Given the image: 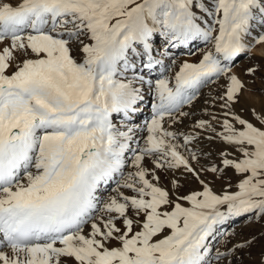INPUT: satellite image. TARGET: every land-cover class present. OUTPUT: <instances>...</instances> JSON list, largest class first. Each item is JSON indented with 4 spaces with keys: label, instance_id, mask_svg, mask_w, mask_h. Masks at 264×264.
I'll use <instances>...</instances> for the list:
<instances>
[{
    "label": "snow or ice",
    "instance_id": "snow-or-ice-1",
    "mask_svg": "<svg viewBox=\"0 0 264 264\" xmlns=\"http://www.w3.org/2000/svg\"><path fill=\"white\" fill-rule=\"evenodd\" d=\"M195 41L210 47L174 83L146 79ZM259 44L264 0H0V264H212L249 246L213 256L211 241L233 218L264 219V109L236 111L247 85L232 72ZM260 67L246 69L253 83ZM221 78L219 114L206 107L187 133L165 127ZM198 137L232 151L201 163L212 154L189 147ZM229 168L238 190L217 194L205 177ZM177 173L202 190L181 194Z\"/></svg>",
    "mask_w": 264,
    "mask_h": 264
},
{
    "label": "rangeland",
    "instance_id": "rangeland-1",
    "mask_svg": "<svg viewBox=\"0 0 264 264\" xmlns=\"http://www.w3.org/2000/svg\"><path fill=\"white\" fill-rule=\"evenodd\" d=\"M11 2L15 3L16 0H11ZM207 2V0H206ZM211 19V18H210ZM162 42V38L160 37L157 44L160 45ZM3 45H0L2 47ZM210 47V45H206L204 41H195L191 45V47L184 48L185 50H179L172 52L173 54H169L165 58L167 60H171L178 55H181L183 61H187L188 59L192 60V63L197 62L200 58L199 52H202L206 49V47ZM205 48V49H204ZM187 49V50H186ZM200 49V50H199ZM162 50V49H161ZM173 49L170 48L169 51ZM251 53L253 58L248 59L245 55H241L236 62L232 66V72L238 75L241 80H243L247 87L245 89L244 95L241 98V104L235 105L236 111H240L242 107L245 109L247 108V103L245 101L247 100L248 103H250L252 106L255 107L257 112H260L262 109H264V93L259 91L260 89L264 88V79H261L262 76H264V60L259 59L261 55H264V44L255 45L251 49ZM74 55H77L79 58L78 50L74 52ZM174 55H177L174 57ZM179 57V56H178ZM242 57V58H241ZM188 58V59H187ZM246 58V59H245ZM243 62H240V61ZM246 60V61H245ZM238 62H240L238 64ZM257 62L260 63L261 67L256 73L255 82L253 83V78L250 76H247L245 74L246 69L250 66H253ZM166 63V62H165ZM163 61V64H165ZM168 65V68L171 67V63H166ZM165 64V65H166ZM10 69L9 71H11ZM168 70H163L162 73L167 72ZM150 77H155L153 75H150ZM154 83V82H153ZM225 83V80L223 78L216 80L214 83H209L205 86H203L199 94L206 90L208 91L205 95L207 101V104L205 101L198 102V108L200 109L199 113L191 120L186 119V117H179L178 115L174 114V118H168L165 117V127L170 131H175L177 133H187L190 131H193L192 124L195 119L197 118H207L206 115H204L203 110L208 107L210 111L219 114V107L218 105L216 107H211L213 98L220 92H222V85ZM209 94V95H208ZM208 95V96H207ZM148 101L151 100V97L149 96L147 98ZM210 102V103H209ZM200 105V106H199ZM144 107L151 108L150 103H145ZM185 106L182 108V111L187 112L185 109ZM187 109V107H186ZM147 114V119H150L151 113L149 110L145 112ZM242 115H244L246 118L253 120L255 123V120L249 114L246 110L241 112ZM139 123V122H138ZM135 124L136 121H135ZM217 130H220V125L216 124ZM177 143L182 144L183 138L182 136L179 138ZM135 147V145H133ZM189 147H192L195 149H202L204 152H211V157L201 156V163H205L206 161H211L213 163H216L217 165L220 164L221 157L219 153L223 150H227L229 152L232 151L230 146L224 144L219 139H215L212 142H209L205 139L197 138V141L194 142L192 145H189ZM182 152H184L185 155H188L186 151H184L183 148L180 149ZM130 161V158H129ZM148 162L150 163V158L148 159ZM194 167H199V165L192 161ZM127 169V167H126ZM125 169V170H126ZM162 177V184L165 187H171V185L168 183V179H164V173L160 172ZM169 175V179L171 178V174ZM177 177L180 179L182 188L180 189L181 194H187L190 191L193 190H202L201 185L193 179L191 176H189L188 179H184L179 175V173L176 174ZM206 180L210 181V186L212 187L213 191H215L217 194H222L224 191H236L238 190L236 185L238 184L239 180L241 179V176L234 172L232 169H226L223 173V176L219 173H209L205 177ZM113 184L111 183L110 186L107 187V190L104 192V194H108L114 189ZM231 184V188L228 187V185ZM126 193L128 190H124ZM106 198V197H104ZM187 206V205H185ZM239 228V229H238ZM221 232H227L229 235L224 236L218 233L216 237L211 241L212 244V255L215 256V249L219 248L220 251H226L228 248L232 247L234 244L241 243L245 240H252V243L243 248V249H237L232 255L237 254L239 259H237L233 264H258L260 260V254L262 251H264V219L257 220L254 217H237L234 219V221H228L224 225L221 226ZM234 233V234H233ZM255 237L253 240L252 238ZM229 255L226 258H221L220 261L213 260L212 264H221L222 261L224 263H228L230 261L231 256ZM226 261V262H225Z\"/></svg>",
    "mask_w": 264,
    "mask_h": 264
},
{
    "label": "bare ground",
    "instance_id": "bare-ground-1",
    "mask_svg": "<svg viewBox=\"0 0 264 264\" xmlns=\"http://www.w3.org/2000/svg\"><path fill=\"white\" fill-rule=\"evenodd\" d=\"M162 38V40H163V37H161ZM202 42V41H201ZM193 44V42L192 43H190L189 45H188V48L189 47H191V45ZM157 47L159 48L160 47V45H158L157 44ZM187 46H179V47H177V48H172L173 49V51L172 50H170L169 52H168V54L167 55H164V56H158V58H160V59H162V61H164V63L166 62V63H171V67L170 68H168V65L166 64H162V65H157L156 66V68H155V70H153L152 72H151V75H153V76H155V77H146V79H151L153 82L156 80V79H159V78H161L162 76H167V77H169L170 78V80H172V83H174V73L176 72V71H178L179 70V66L184 62L183 60L184 59H182V57H181V55H174V57L175 56H177V57H175V58H173V59H171V60H167V58H165L166 56H168L169 54H173L172 52H174V51H179V50H185L184 48H186ZM206 47V46H205ZM205 49V48H204ZM187 50V49H186ZM200 50V49H199ZM162 51V50H161ZM203 52V51H202ZM202 52H199V54L201 55V53ZM242 58V57H241ZM188 59V58H187ZM246 59V58H245ZM246 61V60H245ZM187 62H189V63H192V60L191 59H188L187 60ZM240 62H243L242 60L240 61ZM240 62H238V64L240 63ZM168 70L167 72H165V73H162V71L163 70ZM127 75H131V73H128ZM146 88H147V86L145 85V90H146ZM208 91H206V90H204L203 91V94L202 93H200V94H198L197 95V97H196V99L195 100H193L192 101V103L190 104V105H185V110L187 111V112H189L190 113V115L188 116V117H186V119H188V120H191V119H193L198 113H199V111H200V109L198 108V102H203V101H205V100H207L206 99V97H205V95H206V93H207ZM209 95V94H208ZM207 95V96H208ZM149 96H146V100H147V98H148ZM206 102V101H205ZM210 103V102H209ZM200 106V105H199ZM184 107V106H183ZM186 107H187V109H186ZM147 110H149V112L151 113V108H147V107H143V111H142V114H141V116H140V118L138 119V120H136V123H137V125H139V126H141V128L143 127V125L146 123V121L148 120L147 119V114L145 113V112H147ZM191 113H195V116H193V115H191ZM139 122V123H138ZM139 130V129H138ZM140 135L141 136H144V135H146V130L145 131H142V132H140ZM141 143H143V141H141ZM128 156H129V158H131V153H128ZM129 164H130V161H129ZM129 170V168L127 167V169L125 170V171H128ZM118 178V177H117ZM114 186H115V184H113ZM115 188V187H114ZM124 191V190H123ZM112 193V191L110 192V193H108V194H104V197H106L107 198V196L109 195V194H111ZM234 219L235 218H233V219H231L230 220V222L231 221H234ZM239 229V228H238ZM85 231L87 232V231H89V227L88 226H85ZM237 259H239V257H238V255L237 254H235V255H232L231 256V259H230V261H228V263L227 264H229V262H231V264H233ZM226 262V261H225ZM220 263V262H219ZM218 263V264H219ZM221 264H226V263H224V261H222V263Z\"/></svg>",
    "mask_w": 264,
    "mask_h": 264
}]
</instances>
